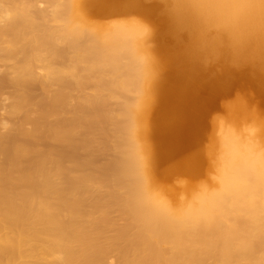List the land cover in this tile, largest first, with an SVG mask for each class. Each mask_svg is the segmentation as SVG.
Segmentation results:
<instances>
[{"label":"bare ground","instance_id":"1","mask_svg":"<svg viewBox=\"0 0 264 264\" xmlns=\"http://www.w3.org/2000/svg\"><path fill=\"white\" fill-rule=\"evenodd\" d=\"M0 264H264V0H0Z\"/></svg>","mask_w":264,"mask_h":264},{"label":"rangeland","instance_id":"2","mask_svg":"<svg viewBox=\"0 0 264 264\" xmlns=\"http://www.w3.org/2000/svg\"><path fill=\"white\" fill-rule=\"evenodd\" d=\"M233 99L232 98H229V99H226V100H224V99H222V100H219L218 102H217V106H218V108L216 109V111H215V114H218V115H222V109H223V107L225 106V105H227V103H229L230 101H232Z\"/></svg>","mask_w":264,"mask_h":264}]
</instances>
